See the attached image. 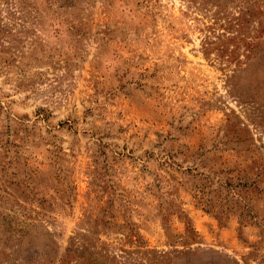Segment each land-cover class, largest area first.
Segmentation results:
<instances>
[{
    "label": "rangeland",
    "instance_id": "374dc122",
    "mask_svg": "<svg viewBox=\"0 0 264 264\" xmlns=\"http://www.w3.org/2000/svg\"><path fill=\"white\" fill-rule=\"evenodd\" d=\"M0 264H264V0H0Z\"/></svg>",
    "mask_w": 264,
    "mask_h": 264
}]
</instances>
